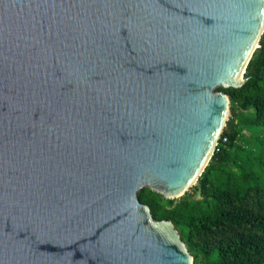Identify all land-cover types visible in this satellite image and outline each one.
I'll list each match as a JSON object with an SVG mask.
<instances>
[{
    "label": "water",
    "instance_id": "obj_1",
    "mask_svg": "<svg viewBox=\"0 0 264 264\" xmlns=\"http://www.w3.org/2000/svg\"><path fill=\"white\" fill-rule=\"evenodd\" d=\"M264 0H0V264H193L138 193L208 164Z\"/></svg>",
    "mask_w": 264,
    "mask_h": 264
},
{
    "label": "trees",
    "instance_id": "obj_2",
    "mask_svg": "<svg viewBox=\"0 0 264 264\" xmlns=\"http://www.w3.org/2000/svg\"><path fill=\"white\" fill-rule=\"evenodd\" d=\"M259 43L246 81L217 88L229 95L232 116L192 191L138 193L155 219L174 223L193 264H264V33Z\"/></svg>",
    "mask_w": 264,
    "mask_h": 264
},
{
    "label": "rangeland",
    "instance_id": "obj_3",
    "mask_svg": "<svg viewBox=\"0 0 264 264\" xmlns=\"http://www.w3.org/2000/svg\"><path fill=\"white\" fill-rule=\"evenodd\" d=\"M263 33H264V31H263ZM263 33H262V34H263ZM259 47H260V43L258 42V44H257V46H256V48H255L254 51H257V49H258ZM231 116H232V113H231V108H230V114L228 115V119H229ZM227 121H228V120H227ZM227 121H226V125H227ZM226 125L224 126V129H225ZM246 133L249 134V131H246ZM220 137H221V136H220ZM195 183H196V182H195ZM195 183H194V184H195ZM194 184H193V185H194ZM193 185H192V186H193ZM192 186H190V187L185 191V193H187V192H191V191H192V190H191V187H192ZM185 193H184V194H185ZM182 195H183V194H182ZM180 196H181V195H180ZM174 198H177V197H174Z\"/></svg>",
    "mask_w": 264,
    "mask_h": 264
},
{
    "label": "built area",
    "instance_id": "obj_4",
    "mask_svg": "<svg viewBox=\"0 0 264 264\" xmlns=\"http://www.w3.org/2000/svg\"><path fill=\"white\" fill-rule=\"evenodd\" d=\"M225 139V138H224Z\"/></svg>",
    "mask_w": 264,
    "mask_h": 264
}]
</instances>
